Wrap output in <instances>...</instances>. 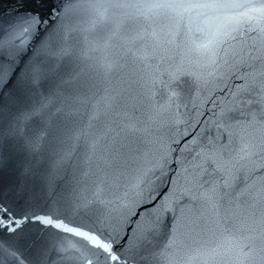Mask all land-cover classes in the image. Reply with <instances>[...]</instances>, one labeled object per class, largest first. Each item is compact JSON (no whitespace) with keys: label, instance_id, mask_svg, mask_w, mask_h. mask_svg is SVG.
I'll return each instance as SVG.
<instances>
[{"label":"water","instance_id":"water-1","mask_svg":"<svg viewBox=\"0 0 264 264\" xmlns=\"http://www.w3.org/2000/svg\"><path fill=\"white\" fill-rule=\"evenodd\" d=\"M95 2L0 0V264H264V16Z\"/></svg>","mask_w":264,"mask_h":264},{"label":"snow or ice","instance_id":"snow-or-ice-1","mask_svg":"<svg viewBox=\"0 0 264 264\" xmlns=\"http://www.w3.org/2000/svg\"><path fill=\"white\" fill-rule=\"evenodd\" d=\"M91 6L97 10V16L101 21H103L106 18L105 11L107 8L109 7H117V8L129 7L128 4L119 2V0H96V2L93 3ZM149 7L206 8V9H212V10L246 8L252 12H257V13H260L262 16H264V0H262V2L258 6L253 5V4H248L245 2H241V0H206V2L204 3H192V4L164 3V4H153V5H150ZM246 14L247 13H239L238 15L245 16ZM33 21L35 23L39 22L38 19L36 18H33ZM26 30L27 29H25V31ZM214 194H215V189H212L211 195H214ZM211 195H209V198H211ZM0 216L4 217V219H0V225L5 224V221H7V224H12V223L19 224L20 223V221L14 220L10 217L8 208L0 207ZM36 219H40L44 224L53 225L54 227L61 229L62 231L66 233H70L74 236L81 237L88 244L92 245L93 249H100L102 250L103 253L107 254L105 256V260L119 261L120 259L119 256L113 254L112 244L101 240L100 237L95 234H92L87 231H82L78 227H71L62 222L54 221L50 217H36ZM170 241H171V238H170ZM68 247L70 249H75L76 252L80 253V255L78 257H74V259H80L84 262V264H92V259H89L86 252L82 251L81 248H76L74 244H69Z\"/></svg>","mask_w":264,"mask_h":264}]
</instances>
